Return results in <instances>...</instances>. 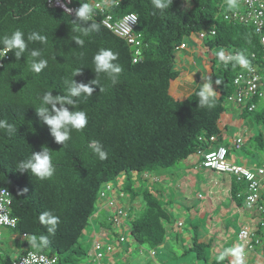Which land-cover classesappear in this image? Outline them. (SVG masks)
<instances>
[{"label":"trees","instance_id":"trees-1","mask_svg":"<svg viewBox=\"0 0 264 264\" xmlns=\"http://www.w3.org/2000/svg\"><path fill=\"white\" fill-rule=\"evenodd\" d=\"M96 1H72L79 7L89 3L94 10L93 20L100 25L98 31L81 37L85 43L79 47L74 40L79 33L72 31L75 14L51 6L49 0H0V36L20 29L25 39L31 32L47 38L46 43L29 42L19 59L9 52L0 66V120L17 129L11 135L0 129V186L8 188L13 198V215L18 218L15 233H26L29 239L35 236L37 240L47 236L49 244L41 252L57 255L59 264H83L87 251L80 239L100 209V190L106 181L130 180L134 174L148 180L153 171L171 168L200 150L212 148L210 135H220L223 102H228L234 92L233 78L242 68L233 67L230 60L220 67L218 57L215 59L222 81L218 85L220 96L212 108L199 106L196 93L200 85L187 98L177 100L168 87L169 78L175 74L177 45L193 33L214 27L215 35L209 34L204 40L209 48L242 53L250 64L264 67L260 34L251 24L226 18L225 14L234 8L229 10L225 0H191L186 7L180 0H173L164 15L159 11L154 14L151 0H113L111 12L116 17L129 12L138 15L136 32L141 33L143 43L142 60L137 63L133 62L131 46L103 25L105 13L95 7ZM34 49L48 61L47 68L39 74L31 72L27 63L28 53ZM100 49L118 53L114 63L123 71L116 85L103 73L97 77L94 71L93 57ZM77 68L81 72L73 77ZM72 79L90 84L95 91L92 97H79L76 109L67 106L70 111H86L89 123L82 132L73 131L63 148L49 128L40 123L35 108L40 106L45 92L66 95L64 82ZM96 79L103 91L101 85L91 84ZM239 116L260 126L264 124V106L253 111L246 107ZM93 140L103 145L107 159L101 161L92 153L89 145ZM250 142L263 148L264 132L258 131ZM42 146H47L53 156V178L42 181L31 173L18 172L16 165L32 152H40ZM126 186L127 192L134 189L131 184ZM143 198L141 213L128 223L131 241L152 249L164 247L175 219L154 193L147 191ZM45 211L60 218L54 234L48 233L47 226L39 220ZM178 224L182 229L184 222L180 220ZM17 242L18 247H30L27 241ZM191 252L197 260L206 257L205 246L196 237L183 253ZM6 257L0 256V264H9L11 257L8 253Z\"/></svg>","mask_w":264,"mask_h":264},{"label":"clouds","instance_id":"clouds-1","mask_svg":"<svg viewBox=\"0 0 264 264\" xmlns=\"http://www.w3.org/2000/svg\"><path fill=\"white\" fill-rule=\"evenodd\" d=\"M180 1L183 4V7H186V4L189 6L191 5V0H184V1L180 0ZM225 2H226V0H225ZM151 3L153 6V9H154V14H155V11H159V13L161 15H164L165 12L167 10H169L170 5L172 6L173 0H151ZM237 4L239 5V7H237ZM227 6H228L229 10H231L235 7L242 8V5L235 2V0H227ZM55 8H59V7H55ZM60 9H62V8H60ZM62 10H64V9H62ZM64 11L66 13L71 14L72 9L67 8L65 6ZM93 11H94L93 7L89 3H81V6L75 10L76 19L73 20L72 31L79 33V35L74 39L75 42L79 45V47H83L84 43H85L84 39H82L81 37H87L90 35L91 32L99 30V27H100L99 23H97L93 20ZM132 20L135 21L136 17L133 16ZM88 22H91L90 26H87V27L82 26V25L87 24ZM237 23H239V22H237ZM213 31L215 32L214 27L209 28L207 30H202L198 33H193L191 37L197 36L199 39L204 41V40H206V38L209 34L215 35L216 32L212 33ZM202 32L206 33V36L204 38L200 37V34ZM137 33H140V32H137ZM118 37H120V36H118ZM120 38H122V37H120ZM122 39H124V38H122ZM188 39L189 38H185L182 41V42H186L187 46H188ZM140 40H141L140 49H141V60H142V43H143L142 37L140 38ZM33 41H39L41 43H46L47 38L43 35H39L36 32H31V33L27 34V39H25V33L20 29L13 31L10 35L0 36V44L3 45V47H0V61H2V64L0 66H2L4 64V59L9 56V52H12V53L14 52L15 57L17 59H19L27 51L28 43L33 42ZM179 45H177V46H179ZM187 46L185 48H187ZM185 48H183L181 50H176V48H175V53H176V57H175V61H174L175 65H176V62L179 61L180 54ZM131 49L133 51V56H134V48L132 46H131ZM209 49L212 50L211 48H209ZM217 51L218 52L215 54V58L212 59V62L214 60L215 65H216L215 59H217V57H218V59H220V61L222 63H224L225 65H227V63L230 60L233 62V67H235L236 65H239L241 68H246V69L251 70L250 62L245 58V56L242 53L233 52L231 50H229V51L224 50V51L219 52V50L217 49ZM7 52H8V56L5 57ZM227 53L231 54V56L226 57ZM3 57H5V58H3ZM117 60H118V53H115L110 49H100L93 57V63L95 65L94 71L97 73V77L99 76V74L103 73L105 75V78L107 80H109L112 85L118 84L120 82V75H121L123 69L118 63H114ZM140 61H138V62H140ZM27 63L29 64L30 71L33 73H36V74L41 73L42 70H44L48 66V61H47V59L42 58L41 51L35 50V49L31 50L28 53V62ZM134 63H137V62H134ZM80 72H81V68H77L73 72V77L78 75ZM203 79L205 82L202 83L201 87L199 88V90L196 93V95L199 98L198 103H199V106H201V107L212 108L214 106V103H215V98L217 96V92L213 88V81H212L211 77H209V76L203 77ZM64 83L67 85L66 95L54 96L52 94V91L45 92L44 95L41 97L40 106L38 108H35V111H36V115L38 116V118L40 120V123L42 125H46L49 128L51 135L55 139V142L58 144H62L63 148H66L67 147L66 142H68L71 139V133L73 131L82 132L88 126V123H89V117H88L86 111H84L82 109L78 110V111L77 110L70 111L69 107H67V106H73L76 109V106L79 103L78 98L81 96L92 97L95 90L92 86H90V84L77 83L75 81V79H72L70 82L65 81ZM215 83L220 84L221 80L217 79L215 81ZM91 84H99V85H101L100 91L104 90L103 85L100 83V81L98 79L93 80L91 82ZM255 99H257V100L262 99V101L264 100V98H255ZM255 99H253L252 101L256 103L255 109H258L261 102L260 101L257 102V100H255ZM177 100H180V99H177ZM246 107H248V109H249V104L238 103L236 101L228 100L225 108L228 111H233V115H234L236 113V111L239 114H242L244 108H246ZM255 109H253V110H255ZM253 110H251V111H253ZM223 128H225V126L220 127V135L212 134V135H216L215 141L210 140V137L212 136V135H210L209 142L213 143L212 148H215L219 145H225L228 149V154H227V158H228V156L230 154V150L232 149L230 147V145L232 147H234L235 149H241L243 144H244V138L242 135H240V136L232 138L233 140H231V143H229V144H227L225 141L221 142V138L224 136V129ZM0 129H6L9 135H11L17 131V129L15 128V126L13 124H9L5 120H0ZM237 138H242V140H243L240 148H236L233 145L234 141ZM201 139H202V136H201ZM89 147H90L92 153L99 160L103 161V160L107 159V153L104 150L103 145L100 143V141L93 140L91 142V144L89 145ZM207 150H209V149H207ZM200 151H204V150H200ZM200 151H199V153H201ZM201 155H202V153H201ZM202 161H203V155H202ZM232 163H237V162H232ZM201 164H202V162H201ZM238 164H240V163H238ZM240 165H243V164H240ZM262 165H264V163L259 165V166H262ZM202 166H203V164H202ZM243 166H245V165H243ZM259 166H257V167H259ZM245 167L253 169V170L257 169V167L256 168H251L248 166H245ZM206 168H209V167H206ZM16 169L20 173H25V172L31 173L32 176H35L42 181L52 179L54 174H55V171H56L53 156L51 155V151L47 146H42V150L40 152H32L31 156L27 160H22L16 165ZM210 169H212V168H210ZM213 170H215V169H213ZM230 175H232V174H230ZM145 178H148V176H145ZM155 179L157 180L158 178L155 177ZM235 180L237 181L236 178H235ZM119 182H120V180L119 181L114 180V181H109V182L106 181L100 190V199L99 200L101 201V203L103 200H105V201H107L108 205L113 206L115 208H118V215L114 216L113 220H106L108 224L109 223L111 224V227H107L108 224L103 225L102 230L99 231L95 240L90 244L91 245V250L89 251V255H90L89 262H90V264L93 262L94 263H101V261L104 257L103 251H105V253H109L111 255H114V253L117 252V250L120 249L121 246H123V245L125 246L124 242L127 241L125 234L120 236V232H118V233L113 232V227L116 225H118L119 227L121 225L125 229V227L123 226V221H122L121 215L124 214L126 217L128 216V214L125 213L124 208L119 205L118 198L115 197V195L117 193L121 194L120 195L121 197L125 196V193H126V191L122 190V189H117L115 191ZM237 182H239V181H237ZM239 183H245V185L247 186V183L245 181H241ZM246 186H245L243 191L242 190L238 191V192L243 193L242 198L244 199V201H245L244 197L246 194ZM0 188H5L8 190V188L3 187V186H0ZM263 188H264V183H263V187L261 188V194H262ZM24 191L26 192L27 189H24ZM238 192H236V196H237ZM261 200H262V197L260 198V202H261V204L264 205V203H262ZM10 202L11 203L8 206V215L10 216V218L15 220V224L11 225V224H6V223H0V236H1L0 256L2 255V242H3V236H4V232L2 231V228L4 227V228H6V230L9 231V232H7L8 233V239L6 241L8 246H13V242H12L14 240L13 235H15V237H17V240L20 239L23 242L27 241V242H29L30 247H35L37 249L36 250V249L30 248L28 246L18 247L17 245H15L13 249H10L13 253L15 252V256H12L9 254L11 257L9 264H14L16 261H19L20 259L28 256L30 252H34L38 256L39 255H45L50 259L55 258L56 259L55 264H59V259H58L57 255H50L48 253L41 252V250L46 248L49 244L47 236L42 235L37 240V238L35 236H33L31 239H29V237L26 233L22 234V236H18L15 233L14 230L18 226V218L13 215V210H12L13 198H12L11 194H10ZM144 202H145V200H144ZM245 204H246V202H245ZM246 206H247V204H246ZM248 208H250V207H248ZM250 209H253V208H250ZM256 210L258 211V209H256ZM259 215H260V219H259V223H258L259 226L254 228V229L249 228V227H244L243 229H241V231L238 234V238H239L241 245H236V246H233L231 248H226L224 250V252L220 255V257H219L220 260H224L225 257L230 256L233 258L232 264H244L245 251L246 250H253V249H255V247H258L259 253L262 256V254H261L262 245L261 244H262V241H264V233H262L259 230V228L264 226V218H263L264 214L259 212ZM39 220L42 224L47 226V231L50 234L55 233V231H56V229L60 223L59 216L54 215L52 211H45V212L41 213L39 216ZM108 229H111V231H109L108 233L105 234V231ZM244 229H249L250 231H252L254 233V235H252V240H251V243L253 244L252 247H250V245L247 244L240 237V234ZM110 232H113V234H116L117 239L115 241L111 240ZM85 234L87 235V233H85ZM256 239H260V242L256 243V241H255ZM140 247H141V245H140ZM19 249H21V251H19ZM151 250H152L151 254L154 255L155 254L154 249L151 248ZM118 253H121V252H118ZM84 258H83V260H84ZM262 259L264 260L263 256H262Z\"/></svg>","mask_w":264,"mask_h":264},{"label":"crops","instance_id":"crops-1","mask_svg":"<svg viewBox=\"0 0 264 264\" xmlns=\"http://www.w3.org/2000/svg\"><path fill=\"white\" fill-rule=\"evenodd\" d=\"M192 38V37H191ZM190 39V38H189ZM189 44L181 54L182 57L176 62L175 74L168 80V87L170 93L176 99L187 98L197 86H201L204 83L203 77L215 78V74L211 71L214 69L217 71L218 67L213 66L212 59L215 58V49L210 50L206 45L205 41H202L198 37H193L188 40ZM180 54V56H181ZM198 55V61L195 62V58ZM207 68L211 66V71L208 68L207 74L200 70L199 63L203 61ZM213 81V79H212ZM213 88L217 92L215 103L217 104L220 96V90L218 84L213 81ZM228 111V110H227ZM239 113L233 115V111H228V114H223V120L229 121L231 119H237ZM239 126L234 130L225 126L224 136L221 138V142L225 141L227 144L231 143L232 138L242 135L244 138V144L241 149L232 148L231 152H236L235 162L243 164L245 166L256 168L263 164L258 163L260 148L257 143H249L250 140L258 133V125L248 120L238 119ZM255 125V126H254ZM237 134V136H235ZM249 145V146H248ZM260 150V149H259ZM200 156L199 159L196 157L189 156L186 159L181 160L184 163L178 167L173 166L171 172H157L153 171V174L148 180L139 177V182L136 189L138 197L137 205L132 206L135 212L142 211L144 206L143 195L147 191L155 194L160 199L165 209L169 212V215H173L175 223L171 224L170 231L166 237L164 252L159 259L155 260V256L151 254V249L147 246L138 245L140 249L138 260H146L147 264H172L171 262L163 259L164 257H188L186 264H232V257L227 256L224 260H220V255L226 248H231L236 245H241L238 234L244 227L256 228L258 227L260 215L256 209H250L246 206L245 201L242 197H237L236 192L244 190L245 183H239L235 180L233 175L225 172H219L210 168L202 166V155L201 153H195ZM239 157V158H238ZM186 164V166H185ZM134 174L133 177H136ZM155 177L158 179L156 180ZM123 181H120L118 185H121V189L124 190ZM134 187V186H133ZM126 191V190H125ZM121 195V194H119ZM123 200L125 196H122ZM262 203H264V188L262 189ZM142 198V199H141ZM126 201V200H125ZM185 208L187 217L189 219L184 222L182 230L178 227V223L181 220V214L179 207ZM136 215H132V220ZM264 218V217H263ZM108 220V216H107ZM127 223L123 222V226L126 227ZM96 223L93 222L89 227L86 238L88 239L89 245L95 240L99 231L102 230L103 225H107V221L104 215L98 220L99 229L96 228ZM107 227H111L109 223ZM176 230L181 231V237L175 232ZM259 230L264 233V226L260 227ZM111 231L108 229L105 234ZM9 232V231H7ZM6 232V233H7ZM113 232H116L113 228ZM8 234V233H7ZM202 235V236H200ZM15 237V235H13ZM105 236V235H104ZM13 237V238H14ZM198 238L199 242L205 246V259H196L194 252L184 254L193 242L194 238ZM201 240V238H203ZM182 245V247H180ZM15 244L13 243V247ZM210 249L212 252H210ZM128 252L126 247L121 246L117 252ZM256 250V251H254ZM21 251V249H19ZM247 251V250H246ZM245 251V252H246ZM19 253V252H18ZM123 255V254H121ZM249 261H244V264H264V260L259 253L258 247H255L249 254ZM127 257L124 258L126 260ZM136 262V264H137ZM99 264H103L102 262Z\"/></svg>","mask_w":264,"mask_h":264},{"label":"built area","instance_id":"built-area-1","mask_svg":"<svg viewBox=\"0 0 264 264\" xmlns=\"http://www.w3.org/2000/svg\"><path fill=\"white\" fill-rule=\"evenodd\" d=\"M73 0H49V3L53 7H59L65 10L67 8L72 9L71 14H75V10L79 8L77 5H72ZM113 0H98L95 2V7L102 13H105L102 19L103 25L109 28L116 35L124 38L130 46L134 48L133 61L138 62L141 60V34L136 32V26L138 24V15L134 12H129L124 15L116 17L111 12L113 7ZM184 1V0H182ZM235 2L242 5V8H234L233 11L226 13V18H232L235 22L251 24L255 27L256 32L260 34V42L262 45V51L264 54V0H235ZM227 3V0H226ZM135 16L136 20L133 21L132 17ZM212 33H215L214 31ZM206 36L205 32L200 34L201 38ZM187 46L186 42H182L176 47V50H181ZM8 56V52L5 57ZM231 56L227 53L226 57ZM255 54H252L254 57ZM3 57V58H5ZM2 61H0V65ZM250 68H242L237 71V74L233 78L234 92L229 95V100L236 101L238 103L249 104V109L256 108V103L252 100L255 98H264V67L259 65L250 64ZM201 139V137H200ZM211 141L216 140V135L210 137ZM242 138H237L234 141V146L240 148L242 145ZM203 155L202 164L205 167L215 169L220 172H226L234 175L237 181H245L246 194L245 202L248 207L258 209V211L264 214V205L261 204V188L264 183V165L257 167L256 170L246 168L238 163H232L227 160L228 149L225 145H219L209 150L200 151ZM238 197H242L243 193L238 192ZM10 193L5 188H0V223L15 224V220L8 215V206L10 204ZM252 235L254 233L249 229H244L240 237L250 245ZM1 240V236H0ZM256 243L260 242V239L255 240ZM261 254L264 257V241H262ZM56 259H50L45 255H36L34 252H30L28 256L16 261L14 264H55Z\"/></svg>","mask_w":264,"mask_h":264},{"label":"rangeland","instance_id":"rangeland-1","mask_svg":"<svg viewBox=\"0 0 264 264\" xmlns=\"http://www.w3.org/2000/svg\"><path fill=\"white\" fill-rule=\"evenodd\" d=\"M194 37H197V36H194ZM193 38V37H192ZM190 38V39H192ZM188 39V40H190ZM215 54L217 53L216 51L214 52ZM183 53L181 54L180 58L182 57ZM198 55L196 56L195 58V62L198 61ZM218 63L220 64V67L223 66V63L220 61V59H218ZM207 64H204V57H203V61H201L199 63V66H200V70L203 71L205 74H207L208 72V68L209 70L211 71V66L208 68L205 66ZM214 73L215 74V78L212 77L213 81L215 82L217 79H220L222 81V76H221V72L220 70H217L215 71L214 69H212L211 73ZM220 85V84H218ZM259 101L261 102L258 109H260L261 107L264 106V100L262 101V99H259ZM226 100L223 102V106H224V109H223V114H228V111L227 109L225 108L226 107ZM241 119V120H245V118H242V117H237V119H231L229 121H224L223 118L222 120L220 121V127H223V126H228L230 129L234 130L237 128V126H239V124L242 122H239L238 119ZM255 126V125H254ZM258 131H263L264 132V124H260V126H258ZM237 136V134L235 135ZM249 146V145H248ZM191 157H196L197 159L200 158L199 155L197 154H192ZM237 155H236V152H231V154H229L228 156V160L230 162H235L234 159H236ZM239 158V157H238ZM184 163V161H179L175 167H178L180 164L182 165ZM258 163H264V147L260 149V153H259V159H258ZM186 166V164H185ZM172 170V167L171 168H159L157 171L158 172H164V173H168V172H171ZM156 171V172H157ZM123 185H128V184H131L132 186H134L132 189V192L129 191L127 192L128 190L127 189H124L126 190V193H125V197L124 199L126 200H123V197H121L119 195V193H117L115 195L116 198H118V203L120 206H122L125 210V213L128 214V216L126 217L124 214L121 215L122 217V221L127 223L128 221H130V217L132 215H136L138 216L141 211H139V209H137L138 212H135L134 208L132 206H135V204L137 205V200H138V197H136L133 193H136V189H137V186L140 184L139 182V178L136 176L134 177L133 179L131 178L130 180H125L124 178H121L120 181H123ZM139 182V184H138ZM138 184V185H136ZM121 185H118L115 189V191L117 189H121ZM134 191V192H133ZM142 199V198H141ZM99 210L97 212V215L95 217H93V219L91 220L92 223L95 222L96 224V228L99 229V224H98V220H100V218L103 217L104 215V218L107 220V216H108V220H111L114 216H117L118 215V208H115L113 206H110L107 204V201L103 200L101 205H99ZM179 211H180V214L182 215L180 218L183 222H186V220L189 221L188 217H187V214H186V211H185V208L183 206H180L179 207ZM114 230L118 233L120 232V236L125 234L126 237H127V241L124 242L125 246L128 250V252H124L123 255H121L120 253L118 252H115L114 255H111L109 253H105V251H103V254H104V257L102 259V263L103 264H136L137 262V257H139L140 255H138L140 253V249L137 247V245H135L132 241H131V238H130V227L127 225L125 227V229L120 225V227L118 225L114 226L113 227ZM182 230H186L185 228H183ZM2 231L4 232V236H3V242H2V256L4 259H6V254H10L12 256H15V252L13 253L10 249H13L14 247L13 246H8L6 241L8 239V234L6 233L8 230H6V228H2ZM175 232L177 234H179V236L181 237V231L179 230H176L175 229ZM202 236V235H200ZM110 237H111V240L112 241H115L117 239V236L116 234H113V232H110ZM203 238H201V240H203ZM81 243L83 244L85 250L87 251V254L83 260V264H90L89 262V251L91 250V245H89L88 243V239L86 238V234L84 233L83 236L81 237ZM15 245H17V237H14V240L12 241ZM130 246H131V250L135 253H132L131 250H130ZM136 246V247H135ZM165 247H170V246H165ZM165 247H162V246H158V247H155V250H156V256L155 260L159 259V257L162 256V253L164 252V249ZM180 247H182V245H180ZM148 249H151L149 246H148ZM253 251V250H247L245 252V256H244V261L248 262L250 257H249V254L250 252ZM256 251V250H254ZM210 252H212V250L210 249ZM127 257L126 260H124V258ZM163 259L171 262L172 264H186V261L188 259V257H178L177 259L173 258V257H164ZM91 264H99V263H91ZM137 264H147L146 263V260H138ZM154 264H159V263H154ZM258 264H261L260 262Z\"/></svg>","mask_w":264,"mask_h":264}]
</instances>
